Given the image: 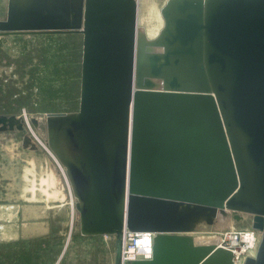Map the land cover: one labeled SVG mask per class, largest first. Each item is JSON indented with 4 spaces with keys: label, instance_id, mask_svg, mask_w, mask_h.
Returning <instances> with one entry per match:
<instances>
[{
    "label": "water",
    "instance_id": "water-1",
    "mask_svg": "<svg viewBox=\"0 0 264 264\" xmlns=\"http://www.w3.org/2000/svg\"><path fill=\"white\" fill-rule=\"evenodd\" d=\"M63 1L33 0L18 22L9 0L0 36L83 35L79 110L45 117L81 233L117 236V264L125 228L155 234L152 257L129 264H234L187 224L249 215L261 239L243 264H264V0H166L152 39L138 0H81L72 26ZM26 123L0 114V131Z\"/></svg>",
    "mask_w": 264,
    "mask_h": 264
},
{
    "label": "rangeland",
    "instance_id": "rangeland-1",
    "mask_svg": "<svg viewBox=\"0 0 264 264\" xmlns=\"http://www.w3.org/2000/svg\"><path fill=\"white\" fill-rule=\"evenodd\" d=\"M165 1L138 0L139 26L149 19L156 25ZM8 8L9 0H0V20ZM82 54L80 33L0 36V114L27 120L24 131H0V264H117V236L104 235V243L76 236L82 234L76 198L66 168L46 142L47 114L79 110ZM30 117L40 120L38 128ZM26 135L38 149L23 148ZM217 218L211 224L201 218L186 234L219 237L251 228L249 215L224 225Z\"/></svg>",
    "mask_w": 264,
    "mask_h": 264
},
{
    "label": "built area",
    "instance_id": "built-area-1",
    "mask_svg": "<svg viewBox=\"0 0 264 264\" xmlns=\"http://www.w3.org/2000/svg\"><path fill=\"white\" fill-rule=\"evenodd\" d=\"M142 235L144 233H136L127 228L124 229L120 264H129L133 260L150 259L152 257L155 234L149 233L152 243L150 242V245L147 246L148 250L146 254L139 253L136 250L138 247V237ZM221 235L219 237L222 239V246L234 252V264H243L248 256L254 255L261 239V234L252 227L241 232L225 230Z\"/></svg>",
    "mask_w": 264,
    "mask_h": 264
},
{
    "label": "bare ground",
    "instance_id": "bare-ground-1",
    "mask_svg": "<svg viewBox=\"0 0 264 264\" xmlns=\"http://www.w3.org/2000/svg\"><path fill=\"white\" fill-rule=\"evenodd\" d=\"M50 1L49 4L52 5V6H63L65 4V2L63 0H48ZM67 2H69V6H70V12H71V16H70V19L69 21L65 22V23H68V26H72L74 24L77 23V11H78V7H79V4L81 3V0H67ZM166 2V1H165ZM13 4L15 6H17L16 10L18 11L17 15L13 14L14 16H16V18H13L14 20L16 21H21L22 20V14L25 13V11H27L28 9H30L33 5V0H13ZM55 4V5H53ZM14 10V9H13ZM161 10V8H160ZM160 10L158 12V23L155 25L151 19H149L145 25L142 27L144 28L147 36L149 38H155L159 31L161 30L163 24H164V21H163V18L161 16V13H160ZM21 12V13H20ZM151 15V14H150ZM53 152V151H52ZM54 157V156H53ZM57 158V157H56ZM58 159V158H57ZM57 161V160H56ZM64 167V166H63ZM63 171V170H62ZM156 177V176H155ZM68 178V177H67ZM158 179V177H156ZM147 181L149 180L148 179H141L140 178H137V183L138 185H141L144 181ZM159 181V180H158ZM158 181H155L156 183ZM70 187V186H69ZM55 192H59L60 191V187L59 186H56L55 188ZM185 206H182L181 209H185L184 208ZM45 208V207H44ZM43 208V209H44ZM52 208V207H51ZM50 208V209H51ZM7 209V208H6ZM30 209V208H29ZM73 209V208H72ZM187 209V208H186ZM27 210V209H26ZM42 210V209H41ZM23 212V211H22ZM32 213V212H31ZM34 213V212H33ZM29 215V214H28ZM44 215V213H43ZM31 216V215H30ZM28 217V216H27ZM205 215L203 216H200L199 218L196 216L194 219V221L191 223V221H189L187 224V226H194V224L200 220L201 218H204ZM219 217V216H218ZM32 218V216L30 217ZM34 220V219H33ZM36 220V219H35ZM26 223V222H25ZM28 223V222H27ZM225 223V220H223V218H221L220 220V224L221 225H224ZM25 226V225H24ZM42 226V225H41ZM3 228V227H1ZM23 228V227H22ZM37 229V228H36ZM41 230H42V227H41ZM26 236V235H25ZM34 237V236H32ZM151 236L149 235V233H144V235L138 237V240H137V243H138V247H137V251L139 253H145L147 252L148 250V245H150L149 243L151 242L152 243V240H151ZM221 238L219 237H213V236H199V237H193V241L196 245H218V246H222V242H221ZM153 250V249H152ZM232 251V250H231ZM233 252V251H232ZM233 255H234V252H233Z\"/></svg>",
    "mask_w": 264,
    "mask_h": 264
},
{
    "label": "crops",
    "instance_id": "crops-1",
    "mask_svg": "<svg viewBox=\"0 0 264 264\" xmlns=\"http://www.w3.org/2000/svg\"><path fill=\"white\" fill-rule=\"evenodd\" d=\"M31 229H33L35 232L36 230H38V225H35L34 227L31 226ZM76 236H79L78 238H81V240L86 241L88 243H97L99 241H102V243L105 242V238H104L105 236L104 235H83V234H80V235H76Z\"/></svg>",
    "mask_w": 264,
    "mask_h": 264
}]
</instances>
